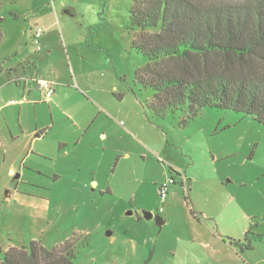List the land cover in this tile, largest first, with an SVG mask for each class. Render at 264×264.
Here are the masks:
<instances>
[{
	"label": "rangeland",
	"instance_id": "374dc122",
	"mask_svg": "<svg viewBox=\"0 0 264 264\" xmlns=\"http://www.w3.org/2000/svg\"><path fill=\"white\" fill-rule=\"evenodd\" d=\"M132 2L2 0L0 65L7 57L20 59L12 53L23 51V41L25 51H35L24 30L28 35L52 27L59 54L72 74L74 68L77 90L85 97L63 99L65 118L57 113L50 118L42 104L44 120L54 126L48 138L76 137L72 120L86 130L57 164L34 157L38 168L26 179L39 186L20 184L9 194L2 187L8 178L1 176L0 258L31 240L46 249L73 241L75 264H206L193 235L209 224L225 241L251 247L242 246L246 264H264V127L242 113L214 108L201 109L186 123L179 112L164 119L148 112L150 92L135 82L145 59L133 47ZM90 95L99 100L94 99L96 107ZM52 167L63 176L46 175ZM185 204L204 213H196L200 222L192 221ZM160 207L159 216L166 217L161 227L144 216H156Z\"/></svg>",
	"mask_w": 264,
	"mask_h": 264
},
{
	"label": "trees",
	"instance_id": "16d2710c",
	"mask_svg": "<svg viewBox=\"0 0 264 264\" xmlns=\"http://www.w3.org/2000/svg\"><path fill=\"white\" fill-rule=\"evenodd\" d=\"M129 19L145 59L135 82L149 90L144 107L155 118L179 112L186 123L214 108L264 127V0H133ZM0 264H75L74 242L46 249L31 240L8 248Z\"/></svg>",
	"mask_w": 264,
	"mask_h": 264
},
{
	"label": "crops",
	"instance_id": "0c3cea01",
	"mask_svg": "<svg viewBox=\"0 0 264 264\" xmlns=\"http://www.w3.org/2000/svg\"><path fill=\"white\" fill-rule=\"evenodd\" d=\"M0 3L2 6V0ZM12 14L15 17L19 16L14 12ZM51 29L52 27H48L46 30L43 28V34L38 45L32 41L34 31L27 35V30H24L25 40L29 39L32 42L35 51L33 48H30V51H25L27 43L23 41V51L21 52L20 48L12 53L15 56L20 55V59L12 62L11 58L5 57L8 63L4 62L0 65V178L2 175L8 178L2 187L8 188L6 192L9 194L14 193L17 190L15 188L20 184L32 187L39 186L26 179V176L29 177V173L38 168L37 160L34 157L56 159L57 164L70 154V148L79 143L83 130H86V127L83 129L80 123L72 120L71 125L78 134L76 137L71 139L48 138L54 126L50 128V125L44 120L46 110L42 104H47V113L50 118L55 113L65 118V109L62 106L63 99L69 98L71 94L81 97V99L85 97L77 90L79 82L74 68L71 69L72 74L63 60V56L59 54V36H56L58 35L57 32L55 33ZM33 52L34 56L31 55ZM52 55L55 56L56 60ZM49 56H52L53 59ZM27 69H33L35 74H27ZM37 79L52 83L54 94L49 101L45 100L44 93L37 87ZM86 91L89 94L93 92L91 88L86 89ZM90 97L93 101L88 100L96 107L97 104L94 99H98L94 95H90ZM96 114V118L101 116L100 108H97ZM66 120L69 121L71 118L67 117ZM113 120L115 123V119ZM99 137L100 142L104 145L107 134L103 132ZM31 149L35 153L29 154ZM52 168L51 173L45 172V174L55 176V178L63 176L60 169ZM91 183L95 187L99 186L96 180H92ZM182 185L184 186L183 183ZM185 205L192 216V221L200 222L196 213L199 215L204 213H198L197 207L193 204L192 207H189L188 204ZM161 213L157 212V215ZM163 220L165 224L166 217ZM193 242L197 245L196 249L201 251L206 264H246L242 255L243 249L237 250L214 229L212 230L209 224L204 225L194 233Z\"/></svg>",
	"mask_w": 264,
	"mask_h": 264
},
{
	"label": "built area",
	"instance_id": "2783aa9c",
	"mask_svg": "<svg viewBox=\"0 0 264 264\" xmlns=\"http://www.w3.org/2000/svg\"><path fill=\"white\" fill-rule=\"evenodd\" d=\"M42 34H43V29L40 27H37L33 33V36H32V41L35 45L39 44V41H40ZM36 85L44 93L45 100L49 101L54 94V89H53L52 83L47 81V80L38 79V80H36ZM183 184L185 186L186 182L184 181ZM159 197H160L161 203L163 204L165 202L166 197H167L166 187H162L160 189ZM163 210H164L163 207H160L158 212L161 213V212H163Z\"/></svg>",
	"mask_w": 264,
	"mask_h": 264
},
{
	"label": "water",
	"instance_id": "95a60500",
	"mask_svg": "<svg viewBox=\"0 0 264 264\" xmlns=\"http://www.w3.org/2000/svg\"><path fill=\"white\" fill-rule=\"evenodd\" d=\"M144 216L146 219H154L159 227L164 224V220L159 215L153 216L151 213H145Z\"/></svg>",
	"mask_w": 264,
	"mask_h": 264
}]
</instances>
